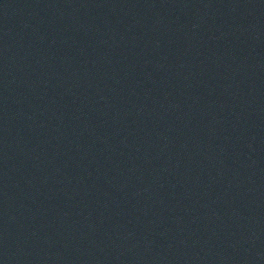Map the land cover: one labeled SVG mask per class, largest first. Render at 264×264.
Segmentation results:
<instances>
[{"label": "water", "instance_id": "obj_1", "mask_svg": "<svg viewBox=\"0 0 264 264\" xmlns=\"http://www.w3.org/2000/svg\"><path fill=\"white\" fill-rule=\"evenodd\" d=\"M0 264H264V0H0Z\"/></svg>", "mask_w": 264, "mask_h": 264}]
</instances>
